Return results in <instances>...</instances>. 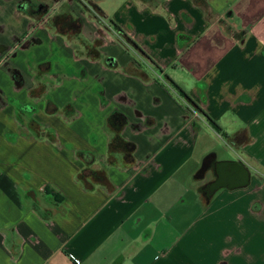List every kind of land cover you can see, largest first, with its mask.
<instances>
[{
  "label": "crops",
  "instance_id": "crops-1",
  "mask_svg": "<svg viewBox=\"0 0 264 264\" xmlns=\"http://www.w3.org/2000/svg\"><path fill=\"white\" fill-rule=\"evenodd\" d=\"M99 1L0 0V264H264V0H134L117 26L142 62ZM64 14L81 29L49 23ZM115 111L136 150L109 166ZM232 161L250 184L211 196Z\"/></svg>",
  "mask_w": 264,
  "mask_h": 264
},
{
  "label": "rangeland",
  "instance_id": "rangeland-1",
  "mask_svg": "<svg viewBox=\"0 0 264 264\" xmlns=\"http://www.w3.org/2000/svg\"><path fill=\"white\" fill-rule=\"evenodd\" d=\"M133 2H134V0H101V1H99V6L106 13V15H105V16H107V19H106L107 21L106 22H108L109 24H111V22H113L115 25H117L118 21H120L121 17L123 16L124 12L129 8V6H131V5L133 6ZM85 8H86V6H85ZM86 10H87V12L90 14V16L93 19L94 18L96 19V22L99 25H101V27L103 28V30L108 29L109 33L112 34V37L110 38L111 39V42H112V39L114 38V40H117V42H119L120 44H122L125 47L126 50H128L129 52H131L130 54L133 53L136 59H138L141 62H142V60L145 61L134 50V48L132 46V43L126 37H124L123 35H119V36L118 35H115L112 31L109 30V28L107 27L106 22L102 21L99 17H97V11L95 10V7L92 8V6L90 4H88V7L86 8ZM75 20L76 19H74V18L68 19L67 17H60L59 19H55V17H54V18H52L49 21V23L52 26L53 25H57V27H58V29L60 31H63V33H66L65 31H68V30L79 31V28L78 27L79 26H82V21H80V19H78V21H79V23H78ZM68 33H70V32H68ZM75 33H77V34H75L76 35V38H74V41H75L74 44L76 45L75 48H76V51H77V55L81 58L83 56V53H87V49L89 48V46H91V44L89 42H87L85 39L82 40L80 37H78V32H75ZM104 34L105 33H103V35ZM72 39H71V41H72ZM99 42L100 41L97 40V42H94V44L101 45ZM89 53H91V52H89ZM91 54H93V53H91ZM51 81L54 82L53 79H49V81H46L45 80V82L47 83V85H44L43 86L44 89H43L42 95H47V93H46L47 89L50 90L51 88H53L56 85V83L55 84H52ZM169 89L174 92V90H172L173 88H170L169 87ZM177 96L179 97V99H181V101L185 102L184 99L182 97H180L178 94H177ZM80 116H81V114L79 113L78 115L73 114L70 117H73L74 118V117H80ZM39 128H40V132L43 133V131H45L43 128H41V127H39ZM107 133H108L109 140H110V142H109L110 151H109V156H108L109 157V160L107 162H108V165L109 166H111V165H117V162L115 160V155L116 154H119V152H120L121 149L119 147H117V146L112 145V142L117 137H119L123 141H125V139L123 137V129L119 133H117V132H115L113 129H111L109 127ZM40 135H38V136H40ZM45 135H48L47 136L48 139H51L52 141H56V139H57V136H55V133H49L48 132V134H47L46 132H44L42 137L45 138ZM222 141L224 142V147L226 149H228V150L233 149L232 145L230 144V141H228L227 139H224V138H223ZM110 154H112V155H110ZM99 176L102 178V181H100L98 178H95V177L87 176L86 175V176L83 177V179H80L79 182H81V184H83V186H86L88 188L94 187L95 185H98L101 182L102 183L106 182V173H105V171L99 172Z\"/></svg>",
  "mask_w": 264,
  "mask_h": 264
},
{
  "label": "trees",
  "instance_id": "trees-1",
  "mask_svg": "<svg viewBox=\"0 0 264 264\" xmlns=\"http://www.w3.org/2000/svg\"><path fill=\"white\" fill-rule=\"evenodd\" d=\"M79 23L78 20H75ZM111 24L116 28L118 29L124 37H126L130 42H131V39L123 32L119 29V27L117 25H115L113 22H111ZM79 30L81 29V26L78 27ZM132 43V42H131ZM134 44V43H133ZM171 84L170 86L173 88V90L180 96L182 97L183 99L187 100V101H190L192 102V100L190 99V97L188 96V94L180 87L178 86L177 84H175L173 81H170ZM193 103V102H192ZM55 111H57V109L55 108ZM206 118L208 119L209 123L211 124V126L213 127V129L217 132H221V128L216 124V122H214L210 117H208L206 114H205ZM128 123V120L127 118L121 114L120 112H113L109 118H108V125L111 129H113L115 132L119 133ZM112 145L114 146H117L119 147L121 150L124 151L125 155H126V161L128 163H133L134 162V153H135V150H136V146L134 143L132 142H125L123 141L121 138L117 137L115 138V140L112 142ZM78 156L80 158H82L85 162L87 163H93L95 161V158L93 155L89 154V153H86V152H79L78 153ZM92 176V177H95V178H98L100 181H102V178L99 176V172H94V171H90V170H85L83 171L79 177H78V180L80 179H83L84 176ZM86 187V186H85ZM88 188V187H86ZM149 233L150 230H148Z\"/></svg>",
  "mask_w": 264,
  "mask_h": 264
},
{
  "label": "water",
  "instance_id": "water-1",
  "mask_svg": "<svg viewBox=\"0 0 264 264\" xmlns=\"http://www.w3.org/2000/svg\"><path fill=\"white\" fill-rule=\"evenodd\" d=\"M226 166V165H232L233 166V170L230 173H224V171H222V168L220 166ZM218 167V174L220 175V180L218 183L214 184L212 186V190H211V196L214 194V192L218 189L220 184H225L224 179L230 178V177H235L236 179L242 181V185L244 186H248L250 184L251 181V171L245 167L244 164L236 162V161H232V162H226L224 164H221ZM222 179V180H221Z\"/></svg>",
  "mask_w": 264,
  "mask_h": 264
},
{
  "label": "flooded vegetation",
  "instance_id": "flooded-vegetation-1",
  "mask_svg": "<svg viewBox=\"0 0 264 264\" xmlns=\"http://www.w3.org/2000/svg\"><path fill=\"white\" fill-rule=\"evenodd\" d=\"M69 1H72V0H69ZM41 11H44V9H41ZM60 17H67L68 19H70L71 18V16H67V15H60V16H57V17H55V19H59ZM50 21V20H49ZM207 168L205 167V169H204V171L206 170ZM212 169V168H211ZM206 171H208V169L206 170ZM212 171H213V169H212ZM219 181H217V180H212V181H210L209 182V184H207L206 186H205V188H206V190H212V186L214 185V184H216V183H218Z\"/></svg>",
  "mask_w": 264,
  "mask_h": 264
},
{
  "label": "built area",
  "instance_id": "built-area-1",
  "mask_svg": "<svg viewBox=\"0 0 264 264\" xmlns=\"http://www.w3.org/2000/svg\"><path fill=\"white\" fill-rule=\"evenodd\" d=\"M72 259H73L77 264L80 263L79 260L75 259L73 256H72Z\"/></svg>",
  "mask_w": 264,
  "mask_h": 264
}]
</instances>
